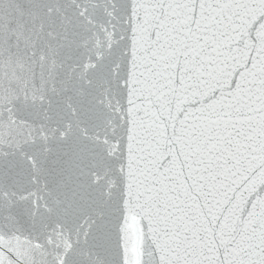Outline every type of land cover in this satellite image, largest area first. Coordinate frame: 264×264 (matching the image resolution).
<instances>
[{
  "label": "snow or ice",
  "instance_id": "6c2138e0",
  "mask_svg": "<svg viewBox=\"0 0 264 264\" xmlns=\"http://www.w3.org/2000/svg\"><path fill=\"white\" fill-rule=\"evenodd\" d=\"M0 264H264V0H0Z\"/></svg>",
  "mask_w": 264,
  "mask_h": 264
}]
</instances>
